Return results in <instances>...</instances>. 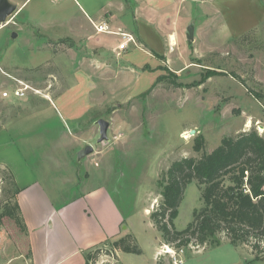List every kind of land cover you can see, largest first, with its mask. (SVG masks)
Segmentation results:
<instances>
[{"label": "rangeland", "instance_id": "374dc122", "mask_svg": "<svg viewBox=\"0 0 264 264\" xmlns=\"http://www.w3.org/2000/svg\"><path fill=\"white\" fill-rule=\"evenodd\" d=\"M9 1L17 9L0 22V127L10 128L29 155L38 150L48 167L65 171L62 186L68 190L88 177L113 187L117 179L127 231L142 250L120 251L111 242L93 250L88 264H175L176 259L184 264H264L248 246L236 247L226 238L216 247L164 245L147 210L155 200L151 211L160 203L158 178L176 158L211 152L224 136L251 128L264 136V102L250 92H264V0ZM115 1L126 4L128 12L118 23L133 34L132 27L140 26L133 17L136 4H146L148 14L159 15L161 39L157 42L154 26L143 23L152 46L135 35L138 45L96 56L98 39L112 48L120 36L96 34L83 7ZM81 21L95 33V43L62 35L69 22ZM191 24L194 37L188 39ZM99 59L111 64L105 77ZM20 82L33 87L22 98L13 95ZM4 91L11 96L4 97ZM75 116L82 117L70 122ZM99 118L110 122L109 140L101 143ZM198 136L205 138L201 152L194 150ZM87 144L94 151L79 163L77 152ZM9 190L0 181L2 206L12 204ZM201 206V191L193 181L176 228L184 229ZM0 222V264H30L28 231L10 216Z\"/></svg>", "mask_w": 264, "mask_h": 264}, {"label": "crops", "instance_id": "0c3cea01", "mask_svg": "<svg viewBox=\"0 0 264 264\" xmlns=\"http://www.w3.org/2000/svg\"><path fill=\"white\" fill-rule=\"evenodd\" d=\"M146 9H148L146 4H136L133 17L140 26L132 27V30L142 44L146 42L152 46L142 24L155 27L157 37L155 38L158 42L162 37V22L159 15L148 14ZM21 10H24L23 4ZM82 12L93 27V22H107L112 30L124 31V27L118 22H122L128 12L126 4H118L117 1L111 4H94L91 8L83 7ZM82 22L84 21L69 22L67 24L69 29L62 35L72 40H83V43H95L94 34L99 32L95 27V33L86 31L87 24ZM96 43L100 47L96 52V56L99 57H106L113 50L116 51L119 44L110 48L104 40L100 42L98 39ZM98 63L100 67L106 68L100 69L104 71L105 77L111 64L104 65L100 59ZM81 117L70 118V122H77ZM0 163L10 167L21 188L18 201L28 231L30 264H86L87 253L130 234L126 225L127 213L117 198L115 186L120 185L117 179L113 187L111 184L94 182L88 177L80 186L72 185L68 190L62 186L67 183L65 171L48 167L43 163L38 150H33L29 155L16 140L12 130L6 126L0 127ZM74 187L79 188V192L72 196L70 191ZM155 202L156 200L150 209H147L150 214ZM162 244L165 245L163 240ZM161 251L162 249L158 251V257Z\"/></svg>", "mask_w": 264, "mask_h": 264}, {"label": "trees", "instance_id": "16d2710c", "mask_svg": "<svg viewBox=\"0 0 264 264\" xmlns=\"http://www.w3.org/2000/svg\"><path fill=\"white\" fill-rule=\"evenodd\" d=\"M250 92L264 102V92L252 88ZM204 147L205 138L198 136L194 150L201 152ZM0 181L12 194V204L2 206L0 201V219L16 218L27 231L18 201L21 188L13 171L1 163ZM193 181L201 191L202 206L195 209L189 224L179 230L175 220L186 188ZM157 184L161 201L151 212V218L165 244L178 248L190 244L216 247L226 238L236 247L248 246L254 259L264 260V136L256 128L226 135L213 151H204L198 157L176 158L161 172ZM112 245L120 251H142L132 234L113 241ZM86 256L88 264L92 251Z\"/></svg>", "mask_w": 264, "mask_h": 264}, {"label": "water", "instance_id": "95a60500", "mask_svg": "<svg viewBox=\"0 0 264 264\" xmlns=\"http://www.w3.org/2000/svg\"><path fill=\"white\" fill-rule=\"evenodd\" d=\"M17 9V5L11 3L9 0H0V22H6L8 16L14 13V11ZM194 24L189 25L188 27V39H193L194 37ZM15 36V34H13ZM96 123L99 126V133L100 136L97 140V143H101L104 140H109L108 136V129L110 126V122L104 118H99L96 120ZM195 130H191V134H195ZM94 151V146L91 144L85 145L82 149H80L77 152V161L81 163L83 161V158L87 156L88 154L92 153Z\"/></svg>", "mask_w": 264, "mask_h": 264}, {"label": "built area", "instance_id": "2783aa9c", "mask_svg": "<svg viewBox=\"0 0 264 264\" xmlns=\"http://www.w3.org/2000/svg\"><path fill=\"white\" fill-rule=\"evenodd\" d=\"M94 23V27L97 32L99 33H110V34H117L120 36V42L116 48V51L118 53L123 52L127 50L131 45H138V42L134 36V34L126 31H115L112 30L110 25L107 22H101V23ZM33 87L25 82H20L18 86L15 87L13 91V95L18 98H22L27 95V92L29 89L31 90ZM4 97L11 96V93L9 91H4L3 92ZM175 264H184L183 260H175Z\"/></svg>", "mask_w": 264, "mask_h": 264}, {"label": "bare ground", "instance_id": "6f19581e", "mask_svg": "<svg viewBox=\"0 0 264 264\" xmlns=\"http://www.w3.org/2000/svg\"><path fill=\"white\" fill-rule=\"evenodd\" d=\"M174 43V42H173ZM185 138L188 137V135H186V133L184 134Z\"/></svg>", "mask_w": 264, "mask_h": 264}]
</instances>
